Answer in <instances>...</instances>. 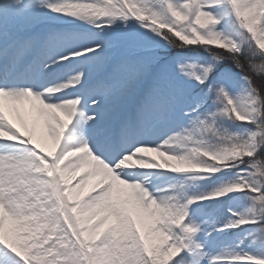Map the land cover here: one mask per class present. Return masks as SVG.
Listing matches in <instances>:
<instances>
[{"label":"snow or ice","instance_id":"6c2138e0","mask_svg":"<svg viewBox=\"0 0 264 264\" xmlns=\"http://www.w3.org/2000/svg\"><path fill=\"white\" fill-rule=\"evenodd\" d=\"M0 264H264V0H0Z\"/></svg>","mask_w":264,"mask_h":264},{"label":"bare ground","instance_id":"6f19581e","mask_svg":"<svg viewBox=\"0 0 264 264\" xmlns=\"http://www.w3.org/2000/svg\"><path fill=\"white\" fill-rule=\"evenodd\" d=\"M6 114L9 116V118H10L14 123L17 124L18 127L20 126V125H19V121L16 119V116H15L14 113L6 111ZM20 115H21L25 120H27V121H29V122L31 121V119H32V114H31V112H30V110H29L28 105H24V106H22V107L20 108ZM39 133H40V129L38 128V129H37V136H39Z\"/></svg>","mask_w":264,"mask_h":264}]
</instances>
